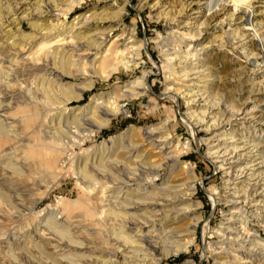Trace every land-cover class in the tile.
I'll return each instance as SVG.
<instances>
[{
	"label": "clouds",
	"instance_id": "1",
	"mask_svg": "<svg viewBox=\"0 0 264 264\" xmlns=\"http://www.w3.org/2000/svg\"><path fill=\"white\" fill-rule=\"evenodd\" d=\"M0 69V167L78 203L0 264H264V0H0Z\"/></svg>",
	"mask_w": 264,
	"mask_h": 264
},
{
	"label": "bare ground",
	"instance_id": "2",
	"mask_svg": "<svg viewBox=\"0 0 264 264\" xmlns=\"http://www.w3.org/2000/svg\"><path fill=\"white\" fill-rule=\"evenodd\" d=\"M20 96L18 90L0 89V104L5 105L4 108L0 109V121L5 122V124L16 122L14 113L21 107ZM55 179L53 177V180ZM50 190V188L46 190L42 182L34 184L32 180H25L18 173L14 174L10 167H0V213L4 215L6 220L12 222V230L7 235L12 242L21 235L17 229L27 228L25 229L27 232L35 233L37 237L42 238L44 234L43 224L54 226L55 223L65 219L61 215L54 220V213L48 212L47 216L40 218L36 224H29L30 227H25L22 223L31 222L35 216V208ZM76 204L78 206V203ZM64 211L67 213L65 206L63 207ZM38 222H43L39 228H37Z\"/></svg>",
	"mask_w": 264,
	"mask_h": 264
},
{
	"label": "rangeland",
	"instance_id": "3",
	"mask_svg": "<svg viewBox=\"0 0 264 264\" xmlns=\"http://www.w3.org/2000/svg\"><path fill=\"white\" fill-rule=\"evenodd\" d=\"M103 7H104L103 2H101L98 5V8L103 9ZM144 15H145V24H151V26H152L151 28H149L148 35L150 37H152L153 39H155V33L160 31V29L163 27V24H162V22L157 24L155 22L149 21L147 18L146 11H145ZM13 19H15V17H13ZM125 23H128V21L126 20ZM22 27H27V25L24 24V25H22ZM133 31L135 32L136 39L143 42V28L138 27V28L134 29ZM152 59L153 60L156 59L155 53H153ZM178 134H179V130H178ZM213 174H215V173L213 172ZM50 191H52V189ZM57 191H58V189H57ZM69 191H72V189L70 188ZM76 203H77V201H75L71 198L64 197L63 195H56V196L50 198L47 194L41 200V202L38 204V206L35 208V216L33 217V219H31V222L25 221L22 223L24 224L25 227H27L29 224H32V225L36 224V222L40 218L46 217L48 212L54 213V215H55V213L57 211H59V210L63 211L64 206H65V210H67V213H70L71 210H74L77 207ZM38 213H43V215L38 216L37 215ZM64 213H66V211H64ZM217 218H213V220H212L213 226H215ZM11 226H12V222H9L8 220H6L4 215L2 213H0V235L5 236L4 240H0V247H2L4 249H6L8 247V245L12 243V240L7 236L8 234H10V232L12 230ZM28 227H30V226H28ZM24 229H27V228H24Z\"/></svg>",
	"mask_w": 264,
	"mask_h": 264
}]
</instances>
